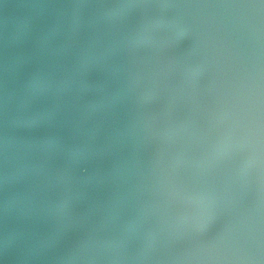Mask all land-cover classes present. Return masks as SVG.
Here are the masks:
<instances>
[{"label": "water", "instance_id": "obj_1", "mask_svg": "<svg viewBox=\"0 0 264 264\" xmlns=\"http://www.w3.org/2000/svg\"><path fill=\"white\" fill-rule=\"evenodd\" d=\"M0 264H264L260 0H0Z\"/></svg>", "mask_w": 264, "mask_h": 264}, {"label": "snow or ice", "instance_id": "obj_2", "mask_svg": "<svg viewBox=\"0 0 264 264\" xmlns=\"http://www.w3.org/2000/svg\"><path fill=\"white\" fill-rule=\"evenodd\" d=\"M260 3L264 5V0H260ZM239 7H245L243 4L239 5ZM94 163V156L88 152L87 150L83 151L82 154L79 156L76 168L80 175H87L91 166Z\"/></svg>", "mask_w": 264, "mask_h": 264}]
</instances>
